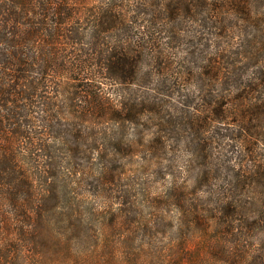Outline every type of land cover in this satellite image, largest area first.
Wrapping results in <instances>:
<instances>
[{"label":"trees","instance_id":"obj_1","mask_svg":"<svg viewBox=\"0 0 264 264\" xmlns=\"http://www.w3.org/2000/svg\"><path fill=\"white\" fill-rule=\"evenodd\" d=\"M0 264H264V0H0Z\"/></svg>","mask_w":264,"mask_h":264},{"label":"rangeland","instance_id":"obj_2","mask_svg":"<svg viewBox=\"0 0 264 264\" xmlns=\"http://www.w3.org/2000/svg\"><path fill=\"white\" fill-rule=\"evenodd\" d=\"M128 159L129 160L121 159L117 165L125 171H131V172L140 171L142 172V174L146 172L145 169L142 168V166L144 165L142 160H140L139 158H134V159L128 158ZM168 166H169L168 162L166 160H163V161H155L152 167L150 168L149 172L153 174V177L158 178V179H153V180H155L159 186H161L163 182V177H164V175L162 174V170L168 169ZM59 180L66 181L65 179H59ZM168 180H171V178ZM193 180L194 179H192V181ZM91 189L92 191H95L96 187L93 186ZM82 191L86 193V190H82ZM64 194H67V193H64ZM168 210L171 211L170 208Z\"/></svg>","mask_w":264,"mask_h":264}]
</instances>
